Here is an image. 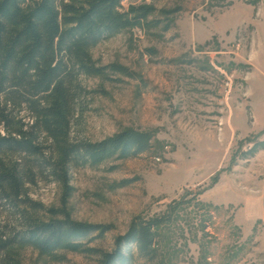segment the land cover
Wrapping results in <instances>:
<instances>
[{"label": "rangeland", "instance_id": "rangeland-1", "mask_svg": "<svg viewBox=\"0 0 264 264\" xmlns=\"http://www.w3.org/2000/svg\"><path fill=\"white\" fill-rule=\"evenodd\" d=\"M151 9L92 49L99 66L72 136L97 141L133 128L151 147L72 170L74 220L111 225L89 246L112 251L132 221L159 227L165 264H264V0H126ZM59 218L64 187H29ZM21 264H100L99 253L15 249ZM137 264H145L138 261Z\"/></svg>", "mask_w": 264, "mask_h": 264}, {"label": "trees", "instance_id": "trees-1", "mask_svg": "<svg viewBox=\"0 0 264 264\" xmlns=\"http://www.w3.org/2000/svg\"><path fill=\"white\" fill-rule=\"evenodd\" d=\"M126 0H0V264H21L15 249L99 253L100 264H165L157 261L159 227L168 218L136 219L112 251L89 244L111 225L74 220L67 210L72 170L109 159L138 156L151 147L148 132L133 128L92 141L72 136L92 93L84 76L124 66H99L92 49L139 25L149 7ZM54 180L64 187L59 218L40 219L42 205L29 187Z\"/></svg>", "mask_w": 264, "mask_h": 264}]
</instances>
